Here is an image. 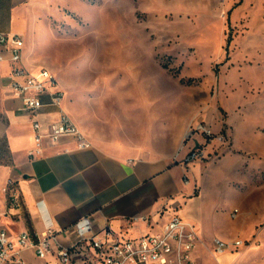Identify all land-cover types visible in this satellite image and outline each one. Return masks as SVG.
<instances>
[{"label": "rangeland", "instance_id": "1", "mask_svg": "<svg viewBox=\"0 0 264 264\" xmlns=\"http://www.w3.org/2000/svg\"><path fill=\"white\" fill-rule=\"evenodd\" d=\"M36 2L41 69L72 116L114 149L188 154L199 142L205 237L245 242L231 264H264V0ZM199 122L214 141L191 132ZM202 245L200 264H219Z\"/></svg>", "mask_w": 264, "mask_h": 264}, {"label": "crops", "instance_id": "2", "mask_svg": "<svg viewBox=\"0 0 264 264\" xmlns=\"http://www.w3.org/2000/svg\"><path fill=\"white\" fill-rule=\"evenodd\" d=\"M36 5V0H0V32L23 35L24 63L33 72L45 64L39 56L32 29ZM11 70L12 63L6 56L0 60V229H7L13 240L22 232L44 235L48 224L59 230L52 242V252L46 258L39 257L33 248H24L20 252L24 261L61 264L58 247L71 248L70 264H85L88 256H96L89 241H80L74 232L60 231L83 216H91L93 229L99 236L111 232L121 237H135L148 231L150 226L144 220L130 226V220L147 216L153 228H157L174 214H180L197 224L204 240L209 239L211 243L214 237L221 238L205 237L202 231L208 196L197 184L201 167L196 161L189 164L183 161L187 154L185 147L176 152L134 153L128 148L105 145L91 136L66 108L65 90L62 109L81 128L91 145L80 148L76 138L63 136L58 142H47L43 155H33V117L22 108V100L11 92ZM48 100L44 96V101ZM59 117V108L44 106L39 111L43 131L47 132ZM197 143L189 142L188 151L195 149ZM185 176L189 178L187 182ZM10 179L15 181L18 196L15 203L4 191ZM201 248L203 245L194 253L198 264ZM214 256L219 264L233 261V255L228 252ZM2 264L18 263L8 260Z\"/></svg>", "mask_w": 264, "mask_h": 264}, {"label": "built area", "instance_id": "3", "mask_svg": "<svg viewBox=\"0 0 264 264\" xmlns=\"http://www.w3.org/2000/svg\"><path fill=\"white\" fill-rule=\"evenodd\" d=\"M25 39L22 34L15 32H0V60L6 56L12 63L10 73L11 92L22 100V108L33 117L34 150L33 155H43L46 143L58 142L63 136H73L78 141L80 148L88 147L91 143L86 139L84 132L76 122L62 109L65 91L59 79L47 68L37 72L31 71L24 63ZM44 96L49 100L44 101ZM46 105L60 109V117L52 122L47 132L42 129L39 120V111ZM191 132L201 133L206 138V144L214 141L216 136L211 126L199 122ZM218 140H226L225 134H220ZM204 157V150L195 148L186 155L184 162L189 164ZM188 177L185 176L186 182ZM15 181L10 179L4 191L10 194L11 201H17L14 188ZM238 215V210L231 213L232 217ZM139 220L146 221L150 229L138 236L121 237L111 232L99 236L93 229L91 216H83L68 228L60 231H71L78 235L80 241L90 244L96 251V256H88L85 264H198L194 256L200 243L204 239L197 224L180 214H174L165 224L153 228L147 216L136 217L129 221L132 226ZM53 224H48L44 235H31L22 232L17 240L10 237L7 229H0V264L11 260L18 264H28L21 256L24 248H33L37 255L46 258L52 252V242L57 236ZM241 239L231 241L214 237L210 243V250L219 256L228 251L238 250L244 246ZM57 256L61 264H70L72 257L71 248L58 247Z\"/></svg>", "mask_w": 264, "mask_h": 264}, {"label": "trees", "instance_id": "4", "mask_svg": "<svg viewBox=\"0 0 264 264\" xmlns=\"http://www.w3.org/2000/svg\"><path fill=\"white\" fill-rule=\"evenodd\" d=\"M192 81V79H189V82Z\"/></svg>", "mask_w": 264, "mask_h": 264}]
</instances>
